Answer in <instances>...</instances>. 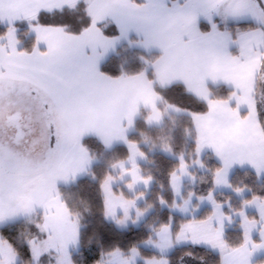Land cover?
<instances>
[{
	"label": "snow or ice",
	"instance_id": "snow-or-ice-1",
	"mask_svg": "<svg viewBox=\"0 0 264 264\" xmlns=\"http://www.w3.org/2000/svg\"><path fill=\"white\" fill-rule=\"evenodd\" d=\"M176 117L192 149L169 174L174 196L194 166L211 187L158 203L187 212L192 197L207 199L211 212L197 217V204L179 224L169 215L128 245L99 232L86 243L90 204L65 189L87 177L105 222L138 224L155 206H138L146 192L136 184L153 180L138 161L173 151L162 133ZM95 145L126 153L98 175ZM237 166L264 178V0H0V264H170L181 247L211 264H254L264 194L230 183ZM220 185L251 199L225 212L213 196ZM253 204L258 218L246 214ZM233 215L235 242L224 230Z\"/></svg>",
	"mask_w": 264,
	"mask_h": 264
},
{
	"label": "trees",
	"instance_id": "trees-1",
	"mask_svg": "<svg viewBox=\"0 0 264 264\" xmlns=\"http://www.w3.org/2000/svg\"><path fill=\"white\" fill-rule=\"evenodd\" d=\"M173 99L178 98L173 97ZM184 126L185 119L183 117H176L175 123H167L163 130V135H171L173 137L172 152L163 151L160 148H156L152 151L145 149V151H148V158L146 159L145 164H141L143 168V175L153 177V184L147 200L141 205V207L145 208L146 203L153 204L155 206L152 207L153 211L139 227H130L125 230H119L114 224L105 222L101 216L100 200L96 192V185L90 181L89 178L85 177L79 182L78 185H74L65 189L67 192L78 193L80 197L88 201L90 204V213L86 212L84 214V223L88 225V227L85 229L86 243L89 236L99 232L105 234L107 237H115L123 244L128 245L132 242L145 239L149 235V226H158L167 222L169 215L175 218V223L177 224L185 219H188L179 215H175L172 213L170 207L161 206L158 203L159 197H164L169 202L175 198L173 190L170 187L169 174L179 164V154L184 153L185 158H187L188 153L192 149L191 139L184 135ZM155 134L157 133L154 132L153 135ZM94 150L98 156V162L95 164V171L98 175H102L104 173L110 160L118 156L122 157L126 153V149L122 145L115 147L111 151H105L99 145H95ZM203 159L209 164V166L215 165V161L210 159L209 154H205ZM197 176V183L193 187L186 183V189L184 192L185 198L189 192H193L196 195H206L208 189L211 187L208 173L200 175L197 174ZM231 184L233 186H242L246 184L251 187L252 192L264 194V180L259 182L256 179L255 174L251 171H236L231 177ZM252 192H249V194H247L244 199H251ZM229 196L235 200V209H239L241 207L242 200H238L236 196L233 195V193L217 195L216 201L227 204L225 202ZM238 204L240 205L238 206ZM225 209H227V206ZM211 210L212 208H207L204 210V212L206 211V214H208L211 212ZM226 212H228V209ZM239 225L240 221H236L225 231L228 238L234 242L240 239L241 229ZM189 252L192 253L191 256L188 255ZM142 254L144 256H151L154 253L151 249L145 248L142 250ZM201 257H203V259H201ZM189 258L193 259L195 264H211V257L206 253L182 247L175 249V251L171 254L170 264H187V260H189Z\"/></svg>",
	"mask_w": 264,
	"mask_h": 264
},
{
	"label": "rangeland",
	"instance_id": "rangeland-1",
	"mask_svg": "<svg viewBox=\"0 0 264 264\" xmlns=\"http://www.w3.org/2000/svg\"><path fill=\"white\" fill-rule=\"evenodd\" d=\"M116 147H117V146H116ZM113 149H114V148H113ZM113 149H112V150H113ZM110 151H111V150H110ZM138 163H139L141 169L143 170L141 164H145V163H146V159L139 160ZM188 171L191 173V175L185 174V175L181 176L180 179H179V181H178L179 194H178V195H175V200H176L177 203H181V202H182V198H185V194H184V192H185V189H186V183L190 184V185L193 187V186L197 183V179H198L197 174L200 175V174H205V173H207L205 170L200 169L199 167H195V166H194V167H191ZM142 174H143V172H142ZM193 176L195 177V179H193ZM128 179L130 180L131 177H128ZM152 184H153V180H152V182L150 183V185H149L147 188H145V186H144L143 183H138V184H136V186H135V192H137V193L146 192V200H147L148 195H149V192H150L151 187H152ZM124 191H125L126 193L128 192V190H127L126 188L124 189ZM190 193H193V192H189V194H190ZM232 193H233L234 196H236V198H237L238 200H242V201H243L244 197H245L247 194H249V191L245 190L244 192L238 194V193H236V192L232 189V191L230 192V194H232ZM128 194L131 195V193H128ZM189 194L186 195V198L189 197ZM228 194H229V193H228ZM219 195H220V194H219ZM146 200H141V201L139 202V205H138V206H139L141 209H144V208L141 207V205H142L143 203H145ZM206 200H207V199H205V200H203V201H198V200L195 199V197H192V199H191V204L189 205V209H188L187 212H181L179 209H172V208H170V209H171L172 213H174L175 215H179V216H182V217H185V218H190L191 215L193 214V206H195V205H197V204H200V203L206 204ZM215 200H216V199H215ZM244 200H246V199H244ZM234 201H235V200L232 199V197L229 196L228 199H226L227 204H224V209H223V211L226 212V210L228 209V205H229V204L232 206L233 209H235V207H234ZM195 202H196V203H195ZM194 203H195V204H194ZM237 203H238V202H237ZM208 205H209V204H208ZM239 205H240V204H238V206H239ZM226 206H227V209H225ZM207 208H212V205H211L210 207H207ZM207 208L205 207V209H207ZM205 209L203 208V210H201V211H198V210H197V211L195 212V215H196L197 217H204V216H206V215H207V214H206V211L204 212ZM152 211H153V208L150 209V210H148L147 213H146L145 215H143L142 218L139 220V223H138V224H132L131 221H129V223H128V227H127V228H130V227H139V226H140V225L146 220V218H148V216L150 215V213H151ZM245 211H246V214H247L248 216L251 214L250 217H257V218H258L259 212H258V208L256 207L255 204L248 206V207L245 209ZM133 218H135V211H133ZM232 221H233L232 223H228L226 220L224 221V230H225V231H226V229H227L228 227H231L236 221H240V223H241V217L238 216V215H233V217H232ZM255 235H256V234H254L253 236L255 237ZM255 238H256V237H255ZM147 249H151V248H147ZM151 250H152V249H151ZM187 264H195V263H194V260H193V259L189 258V260H187Z\"/></svg>",
	"mask_w": 264,
	"mask_h": 264
},
{
	"label": "crops",
	"instance_id": "crops-1",
	"mask_svg": "<svg viewBox=\"0 0 264 264\" xmlns=\"http://www.w3.org/2000/svg\"><path fill=\"white\" fill-rule=\"evenodd\" d=\"M118 146H120V145H118ZM236 171H251V172H253V173L255 174L254 170L251 169V168H249V167H247V166H245V167H243V168L238 167V166H237V167H234V168L230 171L229 176H228V179H229L230 183H231V177H232V175H233ZM263 180H264V178H262V179H260V180H258V181H259V182H262ZM231 191H232V188H229V187L224 186V185H220V186H217V187L215 188V190H214V192H213V196H214V198L216 199V196H217V195H219V194H228V193H230ZM208 204H209V205H208ZM211 205H212L211 202H209L208 200H206V204H203V203H200V204H199L198 211L203 210V208L205 209V207H206V208H207V207H210ZM254 234H256V235H255L256 239H259V232H258V230H257V231H254V232H253V235H254ZM263 260H264V251L257 252V253L255 254V256H254V264H261V262H264Z\"/></svg>",
	"mask_w": 264,
	"mask_h": 264
}]
</instances>
